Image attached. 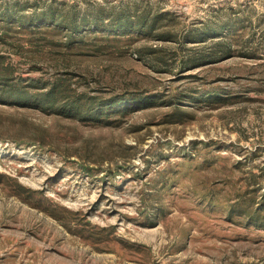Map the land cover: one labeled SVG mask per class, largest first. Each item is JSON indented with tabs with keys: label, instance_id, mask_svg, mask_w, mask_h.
Instances as JSON below:
<instances>
[{
	"label": "rangeland",
	"instance_id": "rangeland-1",
	"mask_svg": "<svg viewBox=\"0 0 264 264\" xmlns=\"http://www.w3.org/2000/svg\"><path fill=\"white\" fill-rule=\"evenodd\" d=\"M122 11L152 33L92 26ZM0 59L126 108L0 103V264H264V0H0Z\"/></svg>",
	"mask_w": 264,
	"mask_h": 264
},
{
	"label": "trees",
	"instance_id": "trees-1",
	"mask_svg": "<svg viewBox=\"0 0 264 264\" xmlns=\"http://www.w3.org/2000/svg\"><path fill=\"white\" fill-rule=\"evenodd\" d=\"M55 17L54 10L48 8L40 15L35 16L33 20H40L42 23H51L55 26L69 27V36H72L74 32H80V25L76 24L75 20H69L68 24H64ZM96 17L92 22L95 29L116 33L129 30L152 33L155 22L154 18L148 19L146 14L130 15L124 11L117 12L112 18H108V21H104L102 15L99 17L96 15ZM2 65L4 64L0 59V66ZM4 66L3 71L0 70V103L11 102L36 107L73 120L91 119L97 123H108L107 117L111 113L123 115L126 112L125 102H123L125 98L115 96L105 100L98 98V96L88 95L86 92L72 88L70 82L63 76H57L52 80L43 82L42 84L46 85L43 90L33 92L34 86L41 80L30 78L27 83H23L20 78L14 80L8 66ZM136 99L138 98L131 97L129 101H136ZM235 211H238V214L246 215L247 219L255 223L264 225V192L262 193V209L255 206L249 210L245 205H242L237 207Z\"/></svg>",
	"mask_w": 264,
	"mask_h": 264
}]
</instances>
